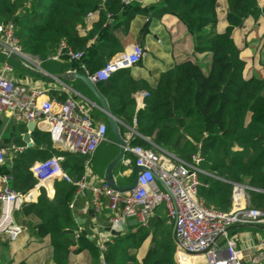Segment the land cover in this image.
<instances>
[{"label":"trees","instance_id":"16d2710c","mask_svg":"<svg viewBox=\"0 0 264 264\" xmlns=\"http://www.w3.org/2000/svg\"><path fill=\"white\" fill-rule=\"evenodd\" d=\"M226 2L227 26L221 33L217 30L218 0H159L149 6L136 1L127 4L123 0H0V25H14L22 51L39 58L40 67L47 73L74 71L92 76L124 50L116 31L128 35L137 15L155 20L166 15L177 18L192 37L194 53L211 56L207 73L201 62L186 60L162 73L157 85L150 88L136 81L130 69H126L116 72L108 81L97 82V90L106 100L110 113L122 122L117 125L123 138L135 120L136 131L150 141L137 137L133 145L158 147L187 162H192L198 154L201 156L199 167L210 175L200 174L199 197L208 208L229 212L233 207L232 184L238 183L254 189L249 192L251 206L264 212V76L245 78L247 63L234 39L235 31L248 18L264 15V5L259 8L257 0ZM95 12H100L99 21L82 37L80 31L87 27ZM91 39L95 40L89 44ZM62 43L67 50L83 53V57L71 60L65 50L55 60ZM6 63L12 66L14 78L19 82L40 80L55 84L54 80L39 77L0 53V68ZM66 85L68 88L51 87L49 96L64 104L71 98L79 100L76 94L79 93L99 105L82 81L66 82ZM138 90H146L149 96L145 108L136 113L133 95ZM90 108L93 118L104 119L108 126V141L98 148L91 162L93 174L104 179L120 147L105 114L97 107ZM2 127L0 121V132ZM6 132L3 145L24 148L8 155L0 165V176L8 178L10 191L26 193L39 185L32 167L53 154H59L62 168L74 182L83 176L86 157L55 150L50 138L39 129L31 133L32 148H27L23 140L28 133L27 124L12 121ZM124 158L134 161L128 153ZM127 169L130 167L122 163L115 169L119 186H128L133 180L134 166L129 177L122 175ZM41 177H47V173ZM54 188L52 200L41 188L37 202L23 203L13 217L24 229L22 235L26 233L39 242L50 238L55 264H71V255L85 251L91 254L93 264H102L101 258L106 264H178L177 246L172 239L174 223L169 222L167 213L157 211L161 223L153 219L147 227L129 226L126 231L114 234L102 251L93 230L95 226L76 222V201L82 199L76 193V186L61 181ZM96 216L101 222H109L113 213L105 209ZM256 227L235 228L229 235L254 231ZM149 238L151 247L140 261L139 251ZM0 264H14L11 241L6 235L0 236Z\"/></svg>","mask_w":264,"mask_h":264},{"label":"built area","instance_id":"2783aa9c","mask_svg":"<svg viewBox=\"0 0 264 264\" xmlns=\"http://www.w3.org/2000/svg\"><path fill=\"white\" fill-rule=\"evenodd\" d=\"M106 1V0H104ZM125 3L140 2V0H123ZM71 60H80L83 53H76L62 43L58 54L54 57L59 60L63 51ZM0 51L3 54H13L26 65L32 61L30 55L22 51V47L15 35L12 23L0 25ZM65 54V53H64ZM146 55L141 45H134L109 59L106 64L94 75L87 76L94 82L108 81L116 72L138 66ZM35 69L39 65L30 66ZM37 82L28 84L27 81H17L10 64L0 68V117L7 116L9 121L18 123L36 124V129L45 133L57 151H65L86 157L84 174L78 181H73L64 171L59 154L37 162L32 172L53 182H67L76 186L77 195L89 191L91 206L95 214L110 209L113 216L110 218V235L100 245L106 250L105 242L114 233L122 232V226L132 220H137L139 226L147 227L157 216V211L165 206L169 222L178 220V239L176 260L178 264H186L190 258L202 255L205 264H262L264 261V239L256 245L261 250L251 261L243 259L242 251L238 248L237 235L230 236L227 230L237 225H264V212L251 206L249 185L233 183V207L229 212L210 209L199 197L201 186L200 174L210 175L200 169L201 156L193 157L192 162L179 159L175 155L158 147L148 149L133 145V141L140 137L148 142L149 139L136 131V121L133 127L123 138L126 146L125 153L130 158L123 159L124 167H130L123 172L129 177L137 166L143 167L138 175L134 189L120 192L112 188L105 179H100L91 170L92 159L98 148L108 141V126L103 121H97L91 115V108L81 106L76 100L69 99L64 104L57 103ZM148 92L135 96L139 109L145 108V99ZM96 107V106H93ZM117 122L121 123L117 120ZM24 148L14 144L3 146L0 136V165L7 160L9 153L22 152ZM158 180L163 182L165 188ZM0 236L6 235L11 242H15L24 232L13 217L14 211L19 209V203L28 197L25 193H15L7 188L8 178L0 176ZM73 205H71V208ZM80 228L79 231H81ZM221 236L220 239H218ZM203 253V254H199ZM102 264L106 262L101 258Z\"/></svg>","mask_w":264,"mask_h":264},{"label":"crops","instance_id":"0c3cea01","mask_svg":"<svg viewBox=\"0 0 264 264\" xmlns=\"http://www.w3.org/2000/svg\"><path fill=\"white\" fill-rule=\"evenodd\" d=\"M158 1L159 0H140V4L143 6H149L156 4ZM257 2L258 7L262 8L264 5V0H257ZM218 3L219 23L217 30L221 33L227 26L225 15L228 6L226 0H218ZM99 19L100 12L93 13L88 20L87 27L80 31V35L85 37L93 28V25L99 21ZM242 33L244 34L243 37H241ZM169 34L172 36V41L168 38ZM116 35L120 39L124 50L131 48L134 45H141L145 48L146 55L142 62L138 66L131 68L130 72L136 81L144 82L150 88H153L157 85L162 73L172 69V67L176 64H180L186 60L200 62L205 56L211 57L209 54L197 55L194 53L191 35L183 27V25L179 23L177 18L170 15H166L160 20H155L154 18L149 19L148 17L137 15L131 22L128 35H124L122 30L116 31ZM261 37L264 38V15L248 18L244 22V25L238 28L234 33L235 42L242 50L241 56L247 63L244 72L246 79L264 76V51L259 52L260 48L258 51H255L257 50V48H255L256 44L258 43L257 39ZM94 40L95 39H91L89 44H91ZM210 64L211 62L208 64V69L204 67V71L206 73L210 69ZM27 82L28 84L37 82L39 86L44 89H50L51 87L58 88V86L68 88L55 81V84H46L40 80H27ZM142 92H146V90H138L136 93H134V98L137 94ZM76 94L81 98L77 100L81 106L85 108H90V106L97 107V104L86 99L79 93ZM138 109L139 107L137 104L136 113L139 111ZM0 119L3 126L2 128L6 131L11 121L8 120L7 116H2ZM97 121H103L106 123L104 119H99ZM0 136L2 140L5 138V134L3 133H1ZM3 146L7 147L9 145ZM11 155L12 153H9V156ZM129 171L130 170L128 169V172ZM36 177L40 180L39 185L25 193L27 197L29 195L30 197L21 201L19 203V208L23 203H36L41 188H44L47 191V195L50 200L55 197L54 186L56 182L51 180L44 181L41 177ZM47 182L51 183V187L47 186ZM80 196L82 198L81 201H76L78 210L77 218H79L82 222V224L79 225L87 224L90 226H95L93 229L95 235L100 236L102 239H106L110 235V228L104 226L100 221V218L94 213L91 206V193L87 191ZM1 208L2 206L0 204V215ZM129 226L130 225H128V227ZM234 235H237L238 248L242 251L243 259L246 262L251 261L253 257L260 254L261 250L257 248L256 245H258V243L264 239V227L257 226L254 231H248ZM91 239H93V237H91ZM149 239L151 241V238ZM148 240L144 243L139 251L138 259L140 261L144 258L148 251L146 248L151 247L150 244H147ZM11 253L14 257V264H21L22 262H26V264H55L53 261V248L51 246L49 237H46L43 241L39 242L31 239L28 234L25 233L21 235L15 242H11ZM198 258L199 263H197V261L193 263V260L189 259L186 264H200V259H203L204 257L200 255ZM70 262L71 264H93L91 254L87 251L79 255H71Z\"/></svg>","mask_w":264,"mask_h":264},{"label":"water","instance_id":"95a60500","mask_svg":"<svg viewBox=\"0 0 264 264\" xmlns=\"http://www.w3.org/2000/svg\"><path fill=\"white\" fill-rule=\"evenodd\" d=\"M0 53H2V52L0 51ZM7 56L16 60L23 67H25L27 70H29L30 72H32L33 74H35L39 77L52 79L55 82L60 83L66 87H68L66 85V82L80 80L91 90V92L96 96V98L99 101V105H97V107L99 108V110H101L105 114L106 120L108 121V123L111 127V130L114 133L116 140L118 141V144L120 147L119 155L108 165V167L105 171V174H104V179L112 188H114L115 190H118L120 192H125V191H129L131 189H134L137 185L138 175L142 170H144V168L140 167V166H137L135 168L134 177H133V180H132L130 185H128V186H119L118 185L116 177L114 175V172H115V169L122 163V161L124 159L126 143H125V141H124L123 137L121 136L120 131L118 129L117 118L114 117L110 113V110L108 108L106 100L97 90V87H96L97 82L92 81L87 75H81V74H78L77 72H74V71H72V72L69 71V72H65V73L57 74V75H51V74L47 73L46 71H44L42 68L35 69L33 67L26 65L20 58H18L17 56H15L13 54L8 53ZM28 130L29 131H28V133H26L24 135L23 140H24L25 144L27 145V148H32L33 142L31 139V133L36 130V124L34 122L28 123ZM158 181L165 187L163 182H161L160 180H158ZM155 220H157L160 223L162 222V220L158 216L155 217ZM76 222L78 224H82V222L79 218L76 219ZM102 223L104 226H107L109 228L111 226V224L109 222H102ZM137 224H138L137 220H132L128 224H124L122 226V228H123L122 232L127 230L128 225L134 226ZM241 227H255V226H253V225H237V226H233V227L229 228L227 230V232H230L231 230H233L235 228H241ZM177 231H178V220H176L173 224L172 239H173L174 243L176 244V246L180 247V242L178 239ZM122 232H118V233H114V234H120ZM220 238H221V236L218 239H220ZM199 254H203V253H199Z\"/></svg>","mask_w":264,"mask_h":264},{"label":"rangeland","instance_id":"374dc122","mask_svg":"<svg viewBox=\"0 0 264 264\" xmlns=\"http://www.w3.org/2000/svg\"><path fill=\"white\" fill-rule=\"evenodd\" d=\"M244 36V34L242 33L241 34V37H243ZM165 37H166V35H165ZM168 38L172 41V36H171V34H169V36H168ZM264 38L263 37H261V38H258L257 39V41H258V43L256 44V47L255 48H257V50H255V51H258V49L260 48V50H259V52L260 51H264ZM194 51V50H193ZM32 57V61H31V63L29 64L30 66H34V65H39L40 66V59L39 58H37V57H33V56H31ZM201 63H202V65L205 67V68H207L208 69V64L211 62V57H208V56H205V57H203L202 59H201V61H200ZM78 96V95H77ZM78 98L79 99H81L79 96H78ZM7 131V130H6ZM5 130H1V132L0 133H3V134H5V132H6ZM7 133V132H6ZM54 155V154H53ZM158 211L160 212V213H167V211H166V209H165V206L164 205H162L161 207H159V209H158ZM97 241H98V244L99 245H101L102 244V242L104 241V239H102L100 236H97ZM147 244H150L151 245V241H150V239L148 240V243ZM147 246V245H146ZM146 249H150V247L149 248H146ZM200 258V257H199ZM198 257H195V258H190L191 260H193V263H195V261H197V263H199L198 262V259H199ZM204 261V262H203ZM200 264H205V258H203V259H200Z\"/></svg>","mask_w":264,"mask_h":264},{"label":"bare ground","instance_id":"6f19581e","mask_svg":"<svg viewBox=\"0 0 264 264\" xmlns=\"http://www.w3.org/2000/svg\"><path fill=\"white\" fill-rule=\"evenodd\" d=\"M49 181V180H48ZM46 184H48L47 186L51 187V183L47 182Z\"/></svg>","mask_w":264,"mask_h":264}]
</instances>
